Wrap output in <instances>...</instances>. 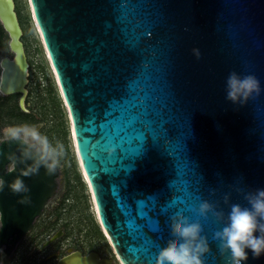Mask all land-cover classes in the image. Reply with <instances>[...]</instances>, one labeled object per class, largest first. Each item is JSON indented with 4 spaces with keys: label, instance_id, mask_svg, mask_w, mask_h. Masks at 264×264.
<instances>
[{
    "label": "water",
    "instance_id": "1",
    "mask_svg": "<svg viewBox=\"0 0 264 264\" xmlns=\"http://www.w3.org/2000/svg\"><path fill=\"white\" fill-rule=\"evenodd\" d=\"M8 32L14 57L2 59L0 92L21 94L28 68L13 0ZM69 122L95 218L120 264H154L169 218L200 220L210 252L224 264L201 201L247 206L264 189V0H27ZM13 44L17 45L14 49ZM200 50L199 60L191 50ZM252 74L261 93L243 107L225 99L230 72ZM15 145L4 146L9 152ZM7 160L0 158V176ZM56 174L24 179L30 205L0 193V245L31 229L56 187ZM225 194L229 205L223 204ZM92 264H110L93 255ZM245 264H264V255ZM68 264V263H65Z\"/></svg>",
    "mask_w": 264,
    "mask_h": 264
},
{
    "label": "clouds",
    "instance_id": "2",
    "mask_svg": "<svg viewBox=\"0 0 264 264\" xmlns=\"http://www.w3.org/2000/svg\"><path fill=\"white\" fill-rule=\"evenodd\" d=\"M191 52L194 58L200 59L199 49L193 48ZM225 92L227 102L243 107L250 99L260 95V82L255 75H240L233 71L226 78ZM11 145H15L14 150L3 151L4 146ZM66 154L65 144L59 140L53 142L37 125L23 122L3 127L0 129V158L7 160L5 173L16 175L11 182H6L0 176V193L7 188L11 195L21 197L19 204L30 205V188L22 178L39 175L41 168L45 175L56 174ZM236 192L243 196L247 206L231 204L226 218L218 204L206 200L193 209L197 217L207 220L211 215L216 223L223 224L220 230L212 234V241L216 243L224 264H245L249 251L254 260L264 255V189L244 192L237 188ZM229 201L230 195L225 194L223 204L229 205ZM2 216L0 213V220ZM202 233L199 219L190 222L181 213L171 216V238L156 252L154 264H205L204 258L210 252V247L207 236Z\"/></svg>",
    "mask_w": 264,
    "mask_h": 264
},
{
    "label": "rangeland",
    "instance_id": "3",
    "mask_svg": "<svg viewBox=\"0 0 264 264\" xmlns=\"http://www.w3.org/2000/svg\"><path fill=\"white\" fill-rule=\"evenodd\" d=\"M14 12L22 31L20 41L23 44L28 64L26 94L23 105L21 94L4 95L0 92V129L7 125L27 122L40 125L41 131L50 139L65 144L67 154L62 161V170L66 175L67 191L78 192L89 201L90 192L79 168L76 153L73 149L69 131V122L54 81L51 69L44 54L39 35L34 27L27 0H13ZM0 63L4 58L12 59L14 53L10 49V36L0 21ZM0 66V75H1ZM91 209V208H90ZM96 241L93 250H101L103 256L111 260V264H119L112 260L107 249Z\"/></svg>",
    "mask_w": 264,
    "mask_h": 264
},
{
    "label": "flooded vegetation",
    "instance_id": "4",
    "mask_svg": "<svg viewBox=\"0 0 264 264\" xmlns=\"http://www.w3.org/2000/svg\"><path fill=\"white\" fill-rule=\"evenodd\" d=\"M57 171L56 190L31 229L16 243L13 235L0 245V264H92L94 254L109 260L93 250L95 237L118 262L95 218L91 196L87 202L80 193L67 191L66 175L62 168Z\"/></svg>",
    "mask_w": 264,
    "mask_h": 264
},
{
    "label": "bare ground",
    "instance_id": "5",
    "mask_svg": "<svg viewBox=\"0 0 264 264\" xmlns=\"http://www.w3.org/2000/svg\"><path fill=\"white\" fill-rule=\"evenodd\" d=\"M7 9H8V3L5 2V1L3 0L2 4H1V11H2L3 15H4L5 18H6L7 25H8V28H9L10 32H11L12 34H14V33H15V29H14L13 24H12V19H9V17H8ZM34 27H35V29H36V31H37V28H36L35 24H34ZM37 33H38V31H37ZM38 35H39V34H38ZM40 41H41V40H40ZM13 47H14V49H17V48H18L16 44H15V45L13 44ZM24 54H25V53H24ZM44 54H45V56H46V53H45V52H44ZM25 57H26V56H25ZM49 67H50V64H49ZM50 69H51V73H52L53 78H54V81H55V75H54V73H53L51 67H50ZM25 74H26V75L28 74V68L25 69ZM26 82H27V81H25V83H26ZM55 83H56V82H55ZM23 91H24V93H26L25 86L23 87ZM71 138H72V137H71ZM71 140H72V143H73V149H74V151H75L74 141H73V139H71ZM76 157H77V156H76ZM77 161H78V160H77ZM78 164H79V163H78ZM79 166H80V165H79ZM79 168H80V167H79ZM80 170H81V168H80ZM81 174H82V176H83V179L85 180V183H87L86 177L84 176L82 170H81ZM92 204H93V203H92ZM94 210H95V209H94V205H93V211H94Z\"/></svg>",
    "mask_w": 264,
    "mask_h": 264
},
{
    "label": "trees",
    "instance_id": "6",
    "mask_svg": "<svg viewBox=\"0 0 264 264\" xmlns=\"http://www.w3.org/2000/svg\"><path fill=\"white\" fill-rule=\"evenodd\" d=\"M2 34H3V30L1 29V30H0V35H2Z\"/></svg>",
    "mask_w": 264,
    "mask_h": 264
}]
</instances>
